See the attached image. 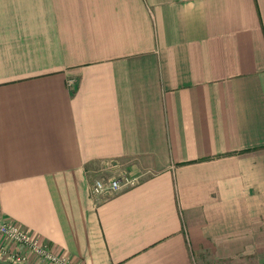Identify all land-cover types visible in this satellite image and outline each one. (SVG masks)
Instances as JSON below:
<instances>
[{
    "label": "crops",
    "instance_id": "crops-1",
    "mask_svg": "<svg viewBox=\"0 0 264 264\" xmlns=\"http://www.w3.org/2000/svg\"><path fill=\"white\" fill-rule=\"evenodd\" d=\"M0 217L75 264H264V0H0Z\"/></svg>",
    "mask_w": 264,
    "mask_h": 264
},
{
    "label": "built area",
    "instance_id": "built-area-1",
    "mask_svg": "<svg viewBox=\"0 0 264 264\" xmlns=\"http://www.w3.org/2000/svg\"><path fill=\"white\" fill-rule=\"evenodd\" d=\"M114 166V165H113ZM94 196L114 195L136 186L138 175L100 173L90 177ZM17 243L19 248H10L5 241ZM0 256L11 264H75L68 256L58 253L42 237L13 220L0 217Z\"/></svg>",
    "mask_w": 264,
    "mask_h": 264
}]
</instances>
